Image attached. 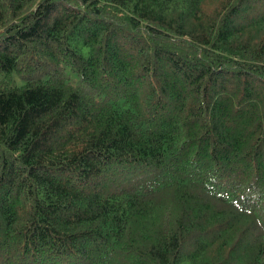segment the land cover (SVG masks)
Returning <instances> with one entry per match:
<instances>
[{"label": "trees", "instance_id": "1", "mask_svg": "<svg viewBox=\"0 0 264 264\" xmlns=\"http://www.w3.org/2000/svg\"><path fill=\"white\" fill-rule=\"evenodd\" d=\"M0 264H264V0H0Z\"/></svg>", "mask_w": 264, "mask_h": 264}]
</instances>
